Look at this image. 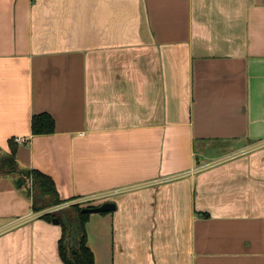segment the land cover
Listing matches in <instances>:
<instances>
[{
    "label": "crops",
    "instance_id": "0c3cea01",
    "mask_svg": "<svg viewBox=\"0 0 264 264\" xmlns=\"http://www.w3.org/2000/svg\"><path fill=\"white\" fill-rule=\"evenodd\" d=\"M10 140L0 264H64L41 217L105 202L95 264H264V0H0ZM32 170L66 203L34 212Z\"/></svg>",
    "mask_w": 264,
    "mask_h": 264
},
{
    "label": "trees",
    "instance_id": "16d2710c",
    "mask_svg": "<svg viewBox=\"0 0 264 264\" xmlns=\"http://www.w3.org/2000/svg\"><path fill=\"white\" fill-rule=\"evenodd\" d=\"M34 135H47L55 131L54 119L48 114L36 115L31 122ZM10 154L0 159V177L20 175L16 158L17 145L9 141ZM27 183V196L33 200L34 212H41L66 203L62 199L53 180L37 170L23 176ZM80 204L72 205L68 210L44 214L41 218L52 222L58 218L62 227V236L58 243L59 256L64 264H95L93 252L87 244L85 225L90 214L83 213Z\"/></svg>",
    "mask_w": 264,
    "mask_h": 264
},
{
    "label": "water",
    "instance_id": "95a60500",
    "mask_svg": "<svg viewBox=\"0 0 264 264\" xmlns=\"http://www.w3.org/2000/svg\"><path fill=\"white\" fill-rule=\"evenodd\" d=\"M115 209H116V205L114 203L105 202L97 207H86L82 210V212L87 214L107 213V212H112ZM53 223L56 225L59 224V219L58 218L53 219Z\"/></svg>",
    "mask_w": 264,
    "mask_h": 264
},
{
    "label": "built area",
    "instance_id": "2783aa9c",
    "mask_svg": "<svg viewBox=\"0 0 264 264\" xmlns=\"http://www.w3.org/2000/svg\"><path fill=\"white\" fill-rule=\"evenodd\" d=\"M16 141H17V142H21V141H23V140L17 139Z\"/></svg>",
    "mask_w": 264,
    "mask_h": 264
}]
</instances>
